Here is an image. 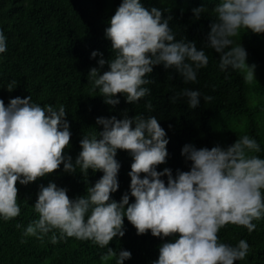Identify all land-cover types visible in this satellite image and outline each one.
<instances>
[{
    "label": "clouds",
    "instance_id": "clouds-1",
    "mask_svg": "<svg viewBox=\"0 0 264 264\" xmlns=\"http://www.w3.org/2000/svg\"><path fill=\"white\" fill-rule=\"evenodd\" d=\"M191 11L199 20L209 9L201 6ZM211 11L215 19L209 24L204 48L198 50L195 41L176 39L169 27L172 16L165 15L170 9H149L141 0H121L104 30L114 58L105 60L97 51L90 56L101 57L88 73L93 90L111 107L120 103L118 94L128 104L139 102L150 95L145 85L154 82L148 76L158 65L173 69L185 84L196 83L198 70L209 63L205 48L219 54L221 71H238L251 84L256 80L255 65L246 63L247 52L234 38L241 30L264 34V0H215ZM6 51L7 38L0 30V53ZM106 64L108 70L101 72ZM16 84L10 82L7 90L11 92ZM178 99H186L189 109H194L201 93L184 88L170 97L172 103ZM212 99L203 96L205 103ZM145 107L154 108L151 101ZM66 116L63 105L58 110L51 105L41 107L29 95L11 98L7 106L0 99V217L4 221L20 214L17 182L27 186L63 164L69 174H76L79 167L86 184L90 169L103 174L87 187V195L75 199L69 198L67 188L52 181L39 185L33 206L39 218L27 225L24 236L42 240L51 232L53 244L65 238L92 241L107 248L101 260L123 264L131 252L117 253L108 245L124 236L126 217L137 235L150 232L161 240L171 237L159 246L158 259L152 264H234L246 258L249 245L245 240L232 246L220 242L218 233L229 223L251 233L256 228L253 221L264 217V158L252 154L261 151L254 138L243 135L226 148L185 144L181 156L190 163L189 170H177L174 176L170 168L156 170L167 162L169 143L157 117H129L127 109L121 119L97 117L95 123L102 130L82 136L81 151L73 161L65 155L71 139ZM118 150L132 158L129 191L119 202L111 199L119 188ZM130 197L134 198L131 203Z\"/></svg>",
    "mask_w": 264,
    "mask_h": 264
},
{
    "label": "trees",
    "instance_id": "trees-1",
    "mask_svg": "<svg viewBox=\"0 0 264 264\" xmlns=\"http://www.w3.org/2000/svg\"><path fill=\"white\" fill-rule=\"evenodd\" d=\"M146 8L170 9L172 19L169 27L187 41H195L198 50L204 48L209 24L215 19L211 11L215 0H141ZM121 3V0H0V30L7 38V51L0 53V99L7 106L15 97L31 96L32 102L44 107L51 105L58 110L65 107L66 119L70 124V145L65 155L73 161L81 151L79 141L82 136H90L102 130L96 125L97 117L123 118L124 110L132 117L136 114L157 117L169 140L167 162L157 166V171L170 168L188 171L190 163L181 156L185 144L197 148L211 149L219 145L226 148L243 135L254 138L260 145L259 153L264 158V34H253L241 30L235 37L247 52L246 63L255 65V79L251 84L244 82L238 71H221L218 67L219 54L205 48L209 63L198 70L197 82L185 84L173 69L154 66L148 78L154 82L145 87L150 95L139 102L128 104L123 95L117 96L120 103L111 107L103 102L98 90H93L88 81L89 69L97 67V56L90 58L93 51L103 54L108 60L115 53L110 49V41L105 39L107 21ZM206 7L208 12L194 19L192 9ZM183 10V11H181ZM108 70L107 64L101 72ZM16 81V87L9 92L7 86ZM184 88L199 90L201 100L194 109H189L186 99L170 101L176 92ZM203 96L213 99L205 103ZM151 101L154 108L146 109ZM116 159L121 167L118 173L119 188L111 194V199L119 202L129 191L131 156L117 151ZM102 172L89 170L87 184L77 167L76 174L63 171V164L52 174L37 179L27 186L18 188L20 214L4 221L0 217V264H115V259L101 260L107 248H100L92 241L65 238L51 243L50 232L43 239L24 236L27 225L39 218L34 210L39 185L47 186L49 181L58 187L67 188V195L75 199L94 185ZM143 175V174H142ZM166 182V177H163ZM264 194V192H262ZM134 198L130 197V203ZM87 219V217H86ZM256 228L249 233L243 226L227 224L218 237L220 242L235 246L241 239L249 245V253L244 260L234 264H264V217L254 220ZM21 227L17 228L16 225ZM125 234L113 238L108 247L131 252V258L123 264H152L158 259L159 246L171 237L161 240L150 232L137 235L135 228L124 218ZM59 236L58 230H54Z\"/></svg>",
    "mask_w": 264,
    "mask_h": 264
}]
</instances>
